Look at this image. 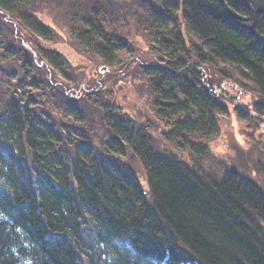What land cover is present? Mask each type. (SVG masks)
<instances>
[{
  "label": "trees",
  "instance_id": "obj_1",
  "mask_svg": "<svg viewBox=\"0 0 264 264\" xmlns=\"http://www.w3.org/2000/svg\"><path fill=\"white\" fill-rule=\"evenodd\" d=\"M60 32L97 81L72 78ZM0 52L16 66L0 101V264H264V189L211 150L223 98L251 95L237 116L264 119V13L242 0H0ZM123 68L148 95L141 120L122 111L140 96L116 90Z\"/></svg>",
  "mask_w": 264,
  "mask_h": 264
},
{
  "label": "rangeland",
  "instance_id": "obj_2",
  "mask_svg": "<svg viewBox=\"0 0 264 264\" xmlns=\"http://www.w3.org/2000/svg\"><path fill=\"white\" fill-rule=\"evenodd\" d=\"M39 15L43 21L49 24H53V21L49 16L42 14ZM60 33L62 34L63 32ZM137 35L140 34L137 33ZM60 37L61 38L58 44L64 50V52L67 53L68 57L72 60V65L74 66V69L71 72L72 78L74 80L83 79V84L87 81H97V78L100 74V71L98 69L100 68L97 65H93V57L88 56L90 59L88 63L93 66H88V70L86 69V72H83V70L79 69L78 67L77 59L79 57V54L74 48L71 40L64 34H62ZM144 38V36H133V40L137 44L139 51L136 54L140 55L147 49V42ZM123 69L124 71L120 74V76H118L120 77V82H117L118 86L116 90L119 92V94L120 91H123V94H125L126 90L133 86V89L141 96L140 88L142 83L139 80L141 79V76H139V74H136L131 68ZM132 73L134 75H132ZM7 75L8 74H3L2 71H0V90L5 91L7 87ZM134 76L137 81H134ZM90 88H93V86H91ZM232 94L235 95V93L233 92L230 96H232ZM140 96L128 93L126 102L129 106H126L127 110H122L129 113L128 115L136 117L139 120H141L142 114H140V112L138 111V106L145 105L148 98V95H143L141 97ZM232 100L234 101L232 102ZM232 100L230 101L223 98V101L228 104L229 113L225 114V116L223 115L220 117L221 130L215 142H212V153H214L215 155L217 154L218 157L216 158L222 157L223 155L227 157H236V159L239 160V162L247 169V175L264 189V119L261 126L255 129L253 120L246 121V119L248 118L247 116H241L240 118L237 116L234 109V104H240L245 108V110H247V112H252L253 100L251 95L243 93L241 97L239 96L238 98H236V100ZM122 102L123 100H121V103ZM122 105L125 106L126 103H122ZM146 109L148 108L146 107ZM162 130L163 129H161V131ZM161 131L160 129H155L152 132L153 136L156 137L160 135Z\"/></svg>",
  "mask_w": 264,
  "mask_h": 264
},
{
  "label": "bare ground",
  "instance_id": "obj_3",
  "mask_svg": "<svg viewBox=\"0 0 264 264\" xmlns=\"http://www.w3.org/2000/svg\"><path fill=\"white\" fill-rule=\"evenodd\" d=\"M15 44H16V47L18 48V43H16L15 42ZM0 56H1V58L4 60H2L1 62H0V71H3V72H5L6 74H8V77H12V73H14L15 74V63L13 62H7L6 60V58L1 54V52H0ZM42 70V69H41ZM44 71V70H43ZM51 72H49V74H50ZM44 74H45V71H44V73L43 74H40V76H44ZM12 79H14L13 77H12ZM3 95H4V91L3 90H0V101L2 100V98H3ZM86 113H87V115L89 116L90 115V110L89 109H87L86 110Z\"/></svg>",
  "mask_w": 264,
  "mask_h": 264
},
{
  "label": "water",
  "instance_id": "obj_4",
  "mask_svg": "<svg viewBox=\"0 0 264 264\" xmlns=\"http://www.w3.org/2000/svg\"><path fill=\"white\" fill-rule=\"evenodd\" d=\"M250 3L255 14L264 13V0H242Z\"/></svg>",
  "mask_w": 264,
  "mask_h": 264
}]
</instances>
